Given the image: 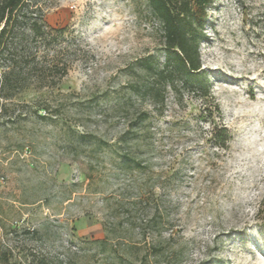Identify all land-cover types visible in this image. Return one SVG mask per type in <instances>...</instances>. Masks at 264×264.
Returning <instances> with one entry per match:
<instances>
[{"label": "rangeland", "instance_id": "374dc122", "mask_svg": "<svg viewBox=\"0 0 264 264\" xmlns=\"http://www.w3.org/2000/svg\"><path fill=\"white\" fill-rule=\"evenodd\" d=\"M36 1L66 26L70 69L18 100L65 106L52 119L0 118V264H264V0L211 1L200 44L210 93L168 86L162 111L136 96L122 109L137 79L129 65L164 58L148 0ZM136 107L154 116L142 146L152 165L121 170L110 144ZM70 127L108 144H82ZM164 205L171 226L156 255L147 221Z\"/></svg>", "mask_w": 264, "mask_h": 264}, {"label": "trees", "instance_id": "16d2710c", "mask_svg": "<svg viewBox=\"0 0 264 264\" xmlns=\"http://www.w3.org/2000/svg\"><path fill=\"white\" fill-rule=\"evenodd\" d=\"M212 0H148L153 14L160 20L163 30L164 58L149 53L129 65L130 73L137 79L128 83L129 95L122 109L134 105V97L149 98L157 110L162 111L167 87L179 91L183 86L198 96L210 93L208 78L202 68L200 44L205 38L208 5ZM66 26L54 27L45 19L43 9L36 0H0V118L2 123H16L20 119L36 117L40 120L58 117L63 103L54 107L47 99L38 101L35 107L19 101L27 89L37 90L57 87L70 69L65 59ZM60 92V91H59ZM27 106L29 109H19ZM126 116V125L114 143L116 165L121 170L145 171L151 167L149 157L142 146L150 145L148 131L154 122L152 112L143 107ZM214 126L215 146L225 147L230 135ZM82 144L97 142L108 144L103 137L91 132H77L70 127ZM224 134V135H223ZM219 140L221 141L219 145ZM224 144V145H223ZM228 146V145H227ZM150 150V149H148ZM147 151V150H146ZM175 185L177 184L174 183ZM169 194H166L168 197ZM165 199L175 208L180 199ZM171 208V207H170ZM168 206L156 207L148 219L147 228L157 230L160 239L152 247L156 255L162 254V241H168L162 230L171 226V210ZM106 239L115 235L113 222L104 223ZM117 236V235H116Z\"/></svg>", "mask_w": 264, "mask_h": 264}]
</instances>
